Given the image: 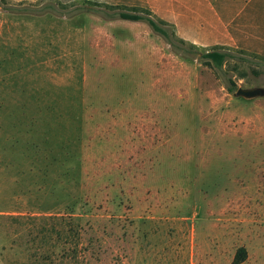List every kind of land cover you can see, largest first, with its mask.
<instances>
[{
	"label": "rangeland",
	"instance_id": "rangeland-1",
	"mask_svg": "<svg viewBox=\"0 0 264 264\" xmlns=\"http://www.w3.org/2000/svg\"><path fill=\"white\" fill-rule=\"evenodd\" d=\"M151 1L0 0V264H264V55Z\"/></svg>",
	"mask_w": 264,
	"mask_h": 264
},
{
	"label": "crops",
	"instance_id": "crops-1",
	"mask_svg": "<svg viewBox=\"0 0 264 264\" xmlns=\"http://www.w3.org/2000/svg\"><path fill=\"white\" fill-rule=\"evenodd\" d=\"M151 3L153 12L174 21L177 33L191 43L210 46L207 49L232 46L264 55V0H152Z\"/></svg>",
	"mask_w": 264,
	"mask_h": 264
},
{
	"label": "trees",
	"instance_id": "trees-1",
	"mask_svg": "<svg viewBox=\"0 0 264 264\" xmlns=\"http://www.w3.org/2000/svg\"><path fill=\"white\" fill-rule=\"evenodd\" d=\"M119 14L124 17V18H130V19H138L141 18L142 15L140 13H136V12H130V11H120ZM147 20L150 22V24L159 30H163L162 27H160L154 20L153 18L147 16ZM227 53L224 50L221 49H217V48H213V49H206V51L203 52L202 56L205 57L206 62H211L213 61L214 64L216 66H221V64L223 63L225 57H226ZM206 67V66H205ZM207 68V67H206ZM199 73L203 76L208 74V68L205 69L203 68V66H201L199 68ZM211 80V76L210 73L208 76L204 77L203 82H209ZM230 87V86H229ZM231 88V87H230ZM243 258V254L242 256L239 255V253H236L234 256L233 261L230 264H237L240 260H242Z\"/></svg>",
	"mask_w": 264,
	"mask_h": 264
},
{
	"label": "water",
	"instance_id": "water-1",
	"mask_svg": "<svg viewBox=\"0 0 264 264\" xmlns=\"http://www.w3.org/2000/svg\"><path fill=\"white\" fill-rule=\"evenodd\" d=\"M236 95H241L247 98L254 97L257 95L264 94V86L261 85H253V86H239L236 88Z\"/></svg>",
	"mask_w": 264,
	"mask_h": 264
}]
</instances>
